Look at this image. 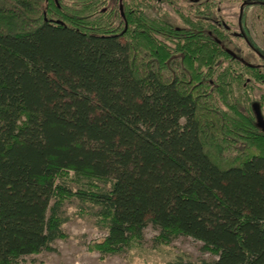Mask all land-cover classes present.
<instances>
[{"label": "trees", "instance_id": "obj_1", "mask_svg": "<svg viewBox=\"0 0 264 264\" xmlns=\"http://www.w3.org/2000/svg\"><path fill=\"white\" fill-rule=\"evenodd\" d=\"M192 2L204 20L177 25L143 0H0V264L52 250L70 199L104 254L151 224L213 255L165 264H264V130L220 70L214 0Z\"/></svg>", "mask_w": 264, "mask_h": 264}, {"label": "rangeland", "instance_id": "obj_2", "mask_svg": "<svg viewBox=\"0 0 264 264\" xmlns=\"http://www.w3.org/2000/svg\"><path fill=\"white\" fill-rule=\"evenodd\" d=\"M245 0H214V6L225 28L219 25L225 37L224 43L237 57L222 62L221 69L232 68L240 73L244 83L232 81L230 93L241 99L246 106L258 104L264 116V80L251 82V73L246 64L261 67L264 75L263 61L259 51L264 53V12L259 4L250 5L241 16ZM150 4L152 7L145 4ZM140 5L147 8L153 17L166 13L177 25L186 23L185 19H198L195 16V4L192 0H143ZM170 46L172 44L167 42ZM115 51L123 56L126 48L115 44ZM231 62V63H230ZM235 80V79H234ZM241 81V82H242ZM217 103L224 107L218 98ZM258 102H261L260 104ZM64 215L68 217L62 225L64 238L56 239L52 250L22 256L16 264H165L167 261L183 256L187 259H211L213 255L203 252L202 243L189 236L180 235L171 242H155L158 230L148 224L143 230V237L120 253H102L92 245L104 237L106 230L97 226L92 210L81 206L75 199L67 200L63 206Z\"/></svg>", "mask_w": 264, "mask_h": 264}, {"label": "water", "instance_id": "obj_3", "mask_svg": "<svg viewBox=\"0 0 264 264\" xmlns=\"http://www.w3.org/2000/svg\"><path fill=\"white\" fill-rule=\"evenodd\" d=\"M253 110L256 117L257 124L260 128L264 130V116L260 110V107L258 104H253Z\"/></svg>", "mask_w": 264, "mask_h": 264}]
</instances>
